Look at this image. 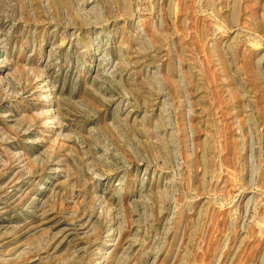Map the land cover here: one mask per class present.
Masks as SVG:
<instances>
[{"label": "rangeland", "instance_id": "obj_1", "mask_svg": "<svg viewBox=\"0 0 264 264\" xmlns=\"http://www.w3.org/2000/svg\"><path fill=\"white\" fill-rule=\"evenodd\" d=\"M0 264H264V0H0Z\"/></svg>", "mask_w": 264, "mask_h": 264}]
</instances>
